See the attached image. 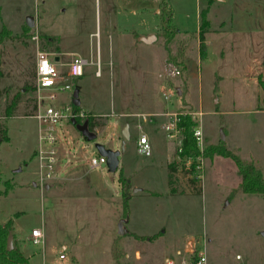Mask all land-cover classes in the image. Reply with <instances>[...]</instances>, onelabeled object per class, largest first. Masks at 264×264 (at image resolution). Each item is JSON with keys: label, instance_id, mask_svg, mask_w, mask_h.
Returning a JSON list of instances; mask_svg holds the SVG:
<instances>
[{"label": "rangeland", "instance_id": "374dc122", "mask_svg": "<svg viewBox=\"0 0 264 264\" xmlns=\"http://www.w3.org/2000/svg\"><path fill=\"white\" fill-rule=\"evenodd\" d=\"M170 5L173 21L182 32L171 45L173 54L182 39L198 34L202 11H207L210 22L207 58L201 55L198 39L188 42L186 62L191 73L187 85L182 79L184 66L167 60L160 0H0V31L5 22L14 30L13 37L0 44L4 71L0 119L9 127L10 136L0 146V190L6 189L8 181L12 187L8 195L0 196V222L12 220L13 244L29 257L30 264H113L116 239L125 254L120 260L124 264H168L169 260L179 264L183 251L178 255L177 250L190 234L211 239L207 246L210 264H264V196L242 192L234 160L213 155L216 147L226 146L243 159H253L264 175V0H170ZM30 16L34 27L26 23ZM148 29L158 38L153 45H140L138 33ZM98 44L102 77L96 76V66H88L84 76L69 79L73 90L61 97L68 103L76 89L81 91L77 112L84 116L77 117L69 131L81 162L67 180L53 182L50 191H42L33 184L37 52H48L66 77L65 64L72 54L96 59ZM52 54L61 55L60 60L55 61ZM19 92L16 114L7 119L6 105ZM133 96L169 106L164 109L170 113L167 124L182 112L203 126L205 147L195 159L202 169L190 178L192 171L180 160L179 175L174 174L176 192L183 196L166 194V163L172 154L170 163L178 162L182 136L168 138L159 125L164 116L134 115L142 108L124 100ZM90 115L103 116L92 131L97 135L93 141L78 130ZM126 124L132 130L129 139L122 134ZM141 126L149 139L147 155L138 149ZM222 131L225 139L220 137ZM123 142L116 172L107 163L91 169L85 162L92 152L98 154L97 144L121 150ZM72 168L65 165L68 172ZM121 172L130 178L131 186L135 184L132 192L144 187L161 195L138 197L133 204L128 227L140 235L159 233L149 244L128 231L119 234L120 222L125 220ZM38 227L46 232L44 246L30 240ZM137 247L146 250L142 259L136 258L140 255L134 253ZM62 253L66 258H60Z\"/></svg>", "mask_w": 264, "mask_h": 264}, {"label": "built area", "instance_id": "2783aa9c", "mask_svg": "<svg viewBox=\"0 0 264 264\" xmlns=\"http://www.w3.org/2000/svg\"><path fill=\"white\" fill-rule=\"evenodd\" d=\"M101 62L99 44L97 46L96 59H94V56H91V59H89L80 54L73 53L71 61L65 64L68 67L66 77L69 79L80 78L84 76L85 69L88 66H96V76H101ZM45 67L48 68V71H44ZM66 77L59 71L57 63L51 61L48 52L43 50L37 52L35 87L36 109L34 110L33 117L37 120L38 127L37 147L34 157L37 160L35 182L37 186H41L42 188H45L46 185L57 179L68 176L70 171H66L65 165H73V167H75L78 166V160H80V154L75 153L77 147L73 146L70 142L72 137H69V131H71L74 126L72 120L84 116V114L74 110L72 101L68 103L61 101L62 95L73 90L70 83L65 82ZM166 98L168 99L167 95ZM174 116V120L164 127L170 138H176L177 135L180 134L178 114H174ZM194 137L202 152L205 147V139L203 126L201 124L195 127ZM81 147L86 153L88 152L87 145L83 144ZM138 149L142 154L147 155L150 153L149 139L146 134L140 136ZM179 151H181V149ZM200 156L197 158H200ZM85 162L88 163L91 169H96L107 163V157L100 154L99 151L98 154L92 152ZM184 163L186 170L192 171L190 178L193 174L197 173L196 171L202 169V164L198 163L191 156H187L184 159ZM196 177L202 178L203 176L197 174ZM30 240L33 245L44 246L46 243V236L43 228H34L31 232ZM206 244L207 241L205 238L191 240L187 244L185 250V252L190 253V257L182 258L180 264H209ZM60 257L63 259L65 255L61 254ZM168 264H175V261L169 260Z\"/></svg>", "mask_w": 264, "mask_h": 264}, {"label": "trees", "instance_id": "16d2710c", "mask_svg": "<svg viewBox=\"0 0 264 264\" xmlns=\"http://www.w3.org/2000/svg\"><path fill=\"white\" fill-rule=\"evenodd\" d=\"M161 2V18H162V35L165 39V50L167 54V60L170 63L183 65V83L185 85L189 84L188 78H190L191 69L187 64V45L189 40L198 39L200 42V51L202 57H206L207 55V45H206V35L209 32L210 22L207 19V11L201 12V25L198 31V34L190 33L189 38L182 39L180 44L178 45L177 51L173 54L172 43L176 39V36L180 33V30L174 23V11L170 5V0H160ZM13 37L12 31L9 30L6 26L2 27L0 31V44L3 43L6 37ZM4 77V71L2 68V52L0 50V81ZM189 86V85H188ZM30 87L27 86V90ZM35 90V87H34ZM3 97V90L0 87V100ZM21 101V93L14 95V97L9 101L5 108V116L7 119L15 116L18 106ZM35 102V101H34ZM74 105V104H73ZM80 106L74 105V110L79 111ZM36 109V102L34 105V110ZM34 113V112H33ZM32 113V115H33ZM102 117V116H100ZM96 115H90L86 120L89 130L95 131L97 126H99L98 119L100 118ZM85 122V121H84ZM198 125L197 120L190 114L184 115L182 112L178 114V127L180 129V134L182 136L181 139V151L179 152V158L183 161L187 156H191L194 160L202 155L200 151L197 141L194 137L195 127ZM10 140L9 136V127L2 122L0 119V146L4 142H8ZM213 151V155H219L227 158H231L234 160L238 174L241 177V182L239 185V189L244 193L249 194H258L264 196V175L262 169L257 166V163L253 161V159H243L237 154L233 153L226 146L216 147ZM210 151V150H208ZM177 161V159H176ZM178 164H170L169 165V184L172 189L171 192L174 193L176 191L173 188L174 182V172L178 171ZM119 182L121 186V205L123 208V216L124 219L129 218V201L132 196V186L130 182V178L126 177L123 172L119 175ZM12 187L9 185V181L6 182V189L2 192L0 190V196L8 195L9 191ZM10 232L13 233V222L9 220L7 223L3 224L0 222V264H30L29 257L25 255L23 250L14 245L12 250H8L7 243ZM130 236H133L137 239H154V236H140L134 233L129 232ZM13 237L15 240V235L13 233ZM118 239H116L112 245V258L114 259L113 264H124L120 262V260L125 256L124 252L120 250L118 247Z\"/></svg>", "mask_w": 264, "mask_h": 264}, {"label": "crops", "instance_id": "0c3cea01", "mask_svg": "<svg viewBox=\"0 0 264 264\" xmlns=\"http://www.w3.org/2000/svg\"><path fill=\"white\" fill-rule=\"evenodd\" d=\"M26 23H27V21H26ZM23 24V23H22ZM22 24H21V26H22ZM3 26H6L9 30H11V31H14L13 30V28L11 27V26H9V24L7 23V22H5V23H3L2 24V26H1V28L3 27ZM137 32V31H136ZM138 33V32H137ZM180 33H182V32H180ZM138 34H140V37H147V36H152V35H155L154 33H152V31H151V29H148L147 31H145L144 33H138ZM155 36H157V35H155ZM158 38V37H157ZM59 41H60V39H59ZM139 41H141V43H140V45H153V43L156 41H153L152 43H146V42H144V41H142V40H140L139 39ZM206 42H207V35H206ZM61 44H59V46H60ZM198 45H199V47H200V42L198 41ZM207 45V44H206ZM60 49H61V47H60ZM62 50V49H61ZM100 50H102V49H100ZM208 50V49H207ZM61 53L63 54V52L61 51ZM200 53V52H199ZM200 55V54H199ZM52 56L54 57V59H55V61H59V59H60V56L61 55H54V54H52ZM207 56H208V54L206 55V58H207ZM200 59H201V55H200ZM166 63V57L164 58V64ZM161 74V72L159 73V75ZM97 77H102V74H101V76H97ZM74 79H76V78H74ZM78 79V78H77ZM69 82V78H66L65 79V82ZM65 95H69V94H64L63 96H65ZM63 96H62V99H63ZM80 96H81V91H80ZM167 96H168V94H167ZM164 98H165V100H170V97L168 96V99L166 98V94H164ZM72 99H73V97H72ZM81 99V98H80ZM124 100H127V102H129V103H131L132 102V104L135 106V108L137 109V108H139L140 110H141V108H142V110H141V112L142 113H145V114H141V112L140 113H137V114H134V115H138L139 117H143V118H146L147 116H145V115H148V116H159V117H163L164 116V120L162 121V123H160L159 125H160V128L163 130V131H165V133L167 134V136H168V132H167V130H165V125L167 124V122H168V120H167V118H166V116H167V114H170V113H165V111H164V109H167L166 107H169V106H166V107H164L163 105L161 106V105H159V103H158V105H156V103H155V101L153 100V99H146V101H141V100H139V99H137V98H135L134 96L133 97H129L128 99H124ZM123 102V101H122ZM81 105H82V100H81ZM82 109H84V108H82ZM142 115V116H141ZM126 116H128V115H126ZM103 117V116H102ZM122 120V119H121ZM121 120H120V123H121ZM110 122H111V120H110ZM170 122V121H169ZM119 123V124H120ZM127 125V124H126ZM119 126V125H118ZM125 127V126H124ZM123 127V128H124ZM129 131H130V136H131V133H132V130H131V127H130V125H129ZM139 134L140 135H142V134H147L145 131H144V129H143V127L141 126V128H140V130H139ZM168 138H170L169 136H168ZM140 139V138H139ZM138 139V140H139ZM170 139H172V138H170ZM139 142V141H138ZM35 150H36V148H35ZM35 150H34V156H35ZM173 151H174V149H173ZM173 155V154H172ZM172 155H171V157H172ZM171 157H170V159L167 161V163H166V175H167V188H168V190H167V192H166V194L167 195H169V196H181L182 194H179V193H177L176 191L174 192V193H172L171 192V189H172V187H171V185L169 184V165L171 164L170 163V161H171ZM176 159H177V161L179 162L180 161V158H179V156L177 155L176 156ZM78 168V166H75V167H73L71 170H70V172H69V175L68 176H66V177H62V178H60V179H57V180H55L54 182H56V181H63V180H67V178L76 170ZM174 174L175 175H179V173H178V171H176V172H174ZM177 180V178H175L174 177V181H175V185H174V182H173V188H175L176 187V184H177V182L178 181H176ZM51 183H53V182H51ZM51 183L50 184H48V185H46V187L44 188V190H42V191H45V190H47V191H50V185H51ZM120 183V182H119ZM133 186H135V184L133 183ZM133 186H132V188H133ZM120 188H121V186H120ZM94 190V189H93ZM95 191V190H94ZM191 195V194H190ZM159 196H161L160 195V193H158L157 191H155V190H152V189H149V188H144V187H137L136 188V191H134V192H132V196H131V199H130V201H129V209H130V211H129V218H128V221H125V220H123V222H126L125 223V227H126V230L128 231V232H131V233H134V234H137V235H140V234H138V233H136L135 231H132V229H130L128 226H129V224H131V222H132V217H133V204H134V202L138 199V197H159ZM183 196V195H182ZM3 224H5V223H3ZM164 227H165V225H164V223H162V225H161V227L160 228H163L164 229ZM43 228V227H42ZM128 228V229H127ZM43 230H44V228H43ZM159 232H162V233H165L166 231L165 230H159ZM124 234H126V233H124ZM159 233H155L154 235H158ZM154 235H152V236H154ZM45 236H46V232H45ZM140 236H148V235H140ZM157 238V236L154 238V239H156ZM187 238H188V242H184V245H183V247L182 248H179L178 250H177V253H178V255H182V251H183V255H182V257H181V259H180V262H181V260H182V258H189L190 257V253H187V252H185V250H186V246H187V244L191 241V240H193V239H196V238H198L195 234H190V235H188L187 236ZM154 239H152V240H150V239H146V241H148L147 243L149 244V243H151V242H153V240ZM139 240H145V239H139ZM206 241H207V244H206V246H208V244H210L211 243V239L210 238H208V240L206 239ZM63 248L64 249H68L69 248V246H68V244H63ZM134 253L135 254H137V253H140V255H139V257H137L136 256V258H140V259H142L143 258V256H144V254L146 253V250L144 249H142V248H139V247H137V248H135V250H134ZM62 254H64V253H62ZM65 255V254H64ZM60 256H61V254H60ZM239 257V256H238ZM61 258V257H60ZM65 258H66V255H65ZM64 259V258H63ZM180 262H179V264H180ZM175 264H176V262H175ZM209 264H210V261H209Z\"/></svg>", "mask_w": 264, "mask_h": 264}, {"label": "water", "instance_id": "95a60500", "mask_svg": "<svg viewBox=\"0 0 264 264\" xmlns=\"http://www.w3.org/2000/svg\"><path fill=\"white\" fill-rule=\"evenodd\" d=\"M27 24L29 27H34L35 26V19L32 16L28 17L27 18ZM139 39L146 42V43H152L153 41L157 40V36L152 35V36H147V37H140ZM79 94H80L79 89H76L73 92L72 102L75 106L81 105V100L79 98ZM72 122H73V124L76 125L75 119H73ZM78 130L83 135V137L85 139H87L88 141H93L97 138L96 133L89 130L87 123L80 125L78 127ZM122 134L124 135L125 139L130 138V131H129V125L128 124L125 125V127L123 128ZM220 137H221V139H225V135H224L223 131L221 132ZM124 145H125V142H123V147L121 150H113L111 148H107L105 145L97 144V148H98L99 153L107 157V164H108L109 170L111 172H116L119 168L120 155H121V152L124 150ZM33 184H34V186H37L36 182H33ZM134 191H136V188ZM126 232H127V230L123 228V220H122L120 222L119 234H124ZM13 239H14L13 233L10 232L9 237H8V243H7L8 250H12L14 248Z\"/></svg>", "mask_w": 264, "mask_h": 264}, {"label": "snow or ice", "instance_id": "6c2138e0", "mask_svg": "<svg viewBox=\"0 0 264 264\" xmlns=\"http://www.w3.org/2000/svg\"><path fill=\"white\" fill-rule=\"evenodd\" d=\"M44 71H48V68H47V67H45Z\"/></svg>", "mask_w": 264, "mask_h": 264}]
</instances>
